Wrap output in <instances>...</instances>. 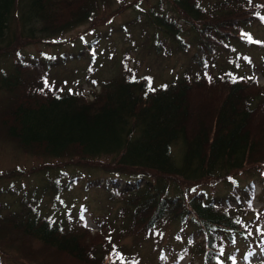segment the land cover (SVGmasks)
Masks as SVG:
<instances>
[{
	"label": "trees",
	"instance_id": "obj_1",
	"mask_svg": "<svg viewBox=\"0 0 264 264\" xmlns=\"http://www.w3.org/2000/svg\"><path fill=\"white\" fill-rule=\"evenodd\" d=\"M100 1L0 0V56L25 40H46L92 21ZM140 1L128 5L136 8L124 24L128 31L116 29L123 38L147 55L196 51L171 81L155 84L153 76L138 75L125 63L132 47L110 45L99 53L94 42L63 56L20 55L0 78L7 93L2 136L55 160L0 173V179L42 176L31 191L17 188L16 200L0 205L9 209L0 212V253L12 264H141L136 252H122L124 240L152 238L160 252L171 226L177 231L169 235L168 253L175 261L191 256L198 264H234L235 252L264 243V83L245 71L254 65L264 76V65L238 50L264 49V39L252 43L244 35L264 25V0H158L148 9ZM106 51L113 73H92V89L85 90L81 78L62 92L50 85L55 65L88 53L90 70L100 68ZM220 57V73H207ZM179 140L181 156L173 151ZM65 167L113 176L86 184L107 192L97 227L81 218L78 199L63 198L80 178ZM160 253L161 264L169 262Z\"/></svg>",
	"mask_w": 264,
	"mask_h": 264
},
{
	"label": "rangeland",
	"instance_id": "obj_2",
	"mask_svg": "<svg viewBox=\"0 0 264 264\" xmlns=\"http://www.w3.org/2000/svg\"><path fill=\"white\" fill-rule=\"evenodd\" d=\"M132 1L133 0H102L99 2L97 13L92 21L85 22L74 28L66 29L63 33L47 38L48 40H42L41 38L25 40L17 48L18 50L16 49L11 55L0 56V78L2 74L8 73L13 69L15 61L20 55H24L26 58L46 56L55 57V55L63 56L62 53H79L82 49L81 47L90 45L94 42L97 43L94 51H99V53L105 49L104 47L110 45L117 47V50L132 47L125 57V63H129L130 67H134L138 75L153 76L155 84L171 81L173 78L177 77V73H182L185 67L189 65L191 55L196 51L194 48H191L188 53L182 52L169 56H163L158 53H155L156 55H147V51L142 49V47L132 46L129 42L130 37H128V39L123 38V34L116 31L119 27L124 31H128L124 24L136 14V8L134 6H128ZM157 1L158 0H141L140 4L143 9H148ZM134 31L138 36L139 29H134ZM251 31V35L255 41L264 39V25L256 23L251 28ZM97 35L104 37L101 38L99 43L96 39ZM246 46L250 48L248 49ZM246 46L238 48V50L247 52L256 64L261 63V65H264V49L259 47L254 48V45ZM135 47L136 49H133ZM107 56H109V58L106 60ZM99 59L100 60L97 62L102 61L107 63L103 67L100 66V68L98 67L92 70H90V66L93 65L90 64V55H88V53L83 57L70 58L65 63L55 65L49 73L50 85L54 89H58L62 92L63 90L75 87L76 84L72 82H77V80L81 78L80 81L81 84L84 85V89H92L91 84L87 82L89 78H92V73H100V75L105 73L104 75L107 76L108 74L111 75L114 70L111 63L109 64V62H112L114 59H111V55H108V51H106L104 55L101 54ZM222 62L223 59L220 57L217 64L213 65V70L209 67L207 68V73L214 75L219 74L221 68L224 67L223 65L221 66ZM245 65L246 64L241 65L240 69ZM245 68L246 73L253 71L252 74L257 75L259 82L262 84L264 83V76L260 67L255 68L254 65L249 64ZM97 88L99 89L98 86ZM6 98V91L0 87V113L7 104ZM2 133L3 132L0 130V173L7 171H29L39 165L55 161L54 159L43 155L26 152L18 146L17 142L3 137ZM173 151L178 156H181L184 151L183 141L179 140L176 142L173 145ZM64 169L72 174L79 173L80 178L78 182L74 184L72 189L63 195V198L66 201L78 199L77 207L79 206L81 208V218L84 219L87 225L97 227V220L101 219L104 215L102 207L107 203V192L103 190V188L97 186L87 189L86 184L89 180L96 179H101V181L107 179L111 182L113 176L106 174L103 169H95L93 171H88L85 167L76 168L75 170L69 167H65ZM116 179H119L121 182L126 180L124 176H117ZM41 180V174L37 173L22 175L20 177L1 178L0 191L1 189H3V191L0 192V205H7L10 202H14L18 196H14L12 192H15L17 188H20L21 191H24L25 189L26 191H31L33 188L41 184ZM256 182V191L258 192L260 191L261 186L258 180H256ZM216 189L217 186L210 187L212 193H215ZM45 200H48V198H45ZM85 202H87L89 206H85ZM260 205V202L255 200V206L260 207ZM13 206L14 205H11V207ZM8 210V208H4L0 210V212L2 211L1 213L3 214ZM262 230L264 237V223L262 224ZM175 231H177L175 226L169 227L166 232L167 234L160 244L159 249L165 252L167 259H170L169 262L166 261L164 264H198L197 260L192 259L191 256L184 258L180 257L175 261L176 258L168 253L171 244L169 243V235L173 232L175 233ZM153 245L154 240L152 238H146L143 240L140 238L137 240L130 236L124 240V248L122 249V252H136L141 260V264H161V250L160 252H155ZM6 251L14 252L12 248H7ZM233 258L235 259V264L264 263V243L262 245L255 244L249 248L235 252ZM12 260V258H6V256H2L0 253V263L12 264L16 262L15 260Z\"/></svg>",
	"mask_w": 264,
	"mask_h": 264
},
{
	"label": "snow or ice",
	"instance_id": "obj_3",
	"mask_svg": "<svg viewBox=\"0 0 264 264\" xmlns=\"http://www.w3.org/2000/svg\"><path fill=\"white\" fill-rule=\"evenodd\" d=\"M260 19H261V22H264V17H261ZM244 35L247 37V40L249 42H252V43H261L260 41H254V40H252V37L250 35H247V34H244ZM148 79H149V90H152L151 87H150L151 80H150V78H148ZM234 82H235V80H234ZM45 85L47 86V81H45ZM234 264H235V262H234Z\"/></svg>",
	"mask_w": 264,
	"mask_h": 264
}]
</instances>
